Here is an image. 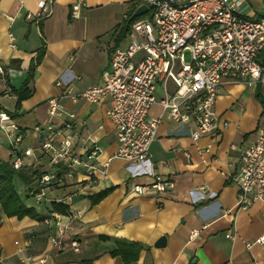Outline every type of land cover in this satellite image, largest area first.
Here are the masks:
<instances>
[{
    "label": "crops",
    "instance_id": "obj_1",
    "mask_svg": "<svg viewBox=\"0 0 264 264\" xmlns=\"http://www.w3.org/2000/svg\"><path fill=\"white\" fill-rule=\"evenodd\" d=\"M38 1L0 0L4 70L0 109L21 132L20 149L32 150L14 175L13 185L25 207L39 215L38 219H17L6 217L0 209V264H21L27 257L43 255L45 264H126L110 253L119 241L141 246L137 259L128 264H264V242H255L264 235V197L248 209L237 208L238 190L230 179L240 165L239 148L253 139L263 114L264 88L225 79L214 108L226 127L193 140L192 123L179 125L162 118L148 159H112L117 141L108 116L110 98L93 104L73 102L66 90L78 93L98 84L112 51L127 43L130 27L119 42L118 28L127 20L146 16V11L129 20L140 0H51L49 14L37 18ZM78 2L79 17L74 18L71 6ZM240 2L242 16L264 18V0ZM41 47L42 58L27 85L31 95L16 110L12 90L25 83L30 62ZM173 88L168 82L167 91L172 93ZM155 96H163L161 82ZM53 97L63 106L59 117H49L47 112V100ZM160 114L161 107L155 103L149 117ZM63 123H70V128L55 134ZM49 124L52 131L46 129ZM65 136L72 137L80 157L85 148L97 144L98 161L108 162L106 174L91 176L68 162L51 164L50 151L41 146L46 141L57 146ZM0 159L10 162L7 133L1 129ZM50 173H57L62 181H54L36 204L32 194L41 176ZM156 177L171 182L173 189L150 188ZM135 185L147 189L137 194ZM104 190H109L106 196L91 204V196ZM66 210L73 214L66 242L76 239L77 252L68 244L52 248L49 239L54 226L42 222L49 213ZM227 233L232 237H226ZM161 237L165 244L156 245Z\"/></svg>",
    "mask_w": 264,
    "mask_h": 264
},
{
    "label": "built area",
    "instance_id": "obj_2",
    "mask_svg": "<svg viewBox=\"0 0 264 264\" xmlns=\"http://www.w3.org/2000/svg\"><path fill=\"white\" fill-rule=\"evenodd\" d=\"M140 2L147 6L146 16L131 23L126 45L112 51L101 81L78 93L66 90L73 102L83 100L93 104L110 98L108 116L117 141L112 159L130 162L148 159L162 118L179 125L192 123L193 140L215 133L221 125L226 127L227 122L216 115L214 108L223 80H240L248 86L264 88V65L260 62V53L264 50V18L242 16L240 0ZM80 6V2L71 6L72 17H79ZM38 7L37 18L48 15L51 0H39ZM10 40L13 46L12 36ZM185 52L189 53L188 62ZM3 76L0 65V79ZM158 82L163 89L159 99L155 96ZM168 82L174 85L172 93L167 91ZM155 103L160 105L161 114L150 118L149 110ZM47 112L49 117L62 114L63 106L57 98L47 100ZM10 121V115L0 109V129L7 133L10 164L18 170L32 150L20 149L21 132ZM69 128L70 123H63L54 132L58 135ZM46 129L52 131L51 125ZM72 145V137L65 136L57 146L46 141L41 147L50 151L53 165L68 162L73 167H82L91 176L96 172L106 174L108 162L98 161L101 150L97 144L85 148L82 157L74 152ZM239 155V168L230 179L238 190L237 208L248 209L264 197V111L253 139L239 148ZM54 181H62L57 173L41 176L32 194L36 204L45 198L46 190ZM150 188L166 192L173 189V184L156 177ZM146 189V186L135 185L133 191L143 194ZM72 219L69 210L43 217L42 222L55 229L49 239L52 248L60 249L68 244L73 251L79 250L80 243L76 239L66 242L65 238ZM194 235L192 231L190 237ZM226 237L232 234L227 233ZM255 242H264V235ZM46 260L44 255L27 257L21 264H45Z\"/></svg>",
    "mask_w": 264,
    "mask_h": 264
},
{
    "label": "trees",
    "instance_id": "obj_3",
    "mask_svg": "<svg viewBox=\"0 0 264 264\" xmlns=\"http://www.w3.org/2000/svg\"><path fill=\"white\" fill-rule=\"evenodd\" d=\"M135 5H132L130 8L131 11L134 9ZM133 21H125L123 25L118 28V32L116 34L117 42L121 41L126 33L129 30V27ZM43 48L38 50L35 58H33L30 62V67L28 68V78L25 80V83L17 90H12V92L16 95V110L19 109L20 102L26 99L30 94V90L27 88L29 81L32 80L35 68L37 64L40 62L43 55ZM260 62L264 65V50L260 53ZM17 170H15L10 162L3 161L0 159V209L1 212L6 217H16L17 219H21L23 217H29L31 219H38L39 215L32 209L27 208L22 203V200L19 198L14 185H13V177L16 175ZM109 190H104L97 193L94 196H91V204L97 203L100 201ZM141 246L135 243H127V242H116L115 247L110 251L113 256H120L126 264L135 261L138 257L139 250Z\"/></svg>",
    "mask_w": 264,
    "mask_h": 264
},
{
    "label": "water",
    "instance_id": "obj_4",
    "mask_svg": "<svg viewBox=\"0 0 264 264\" xmlns=\"http://www.w3.org/2000/svg\"><path fill=\"white\" fill-rule=\"evenodd\" d=\"M147 10V6H145V4H141L139 5L132 13V15L130 16L129 20L134 19L135 17L140 16L142 13H144ZM165 244V240L163 237L159 238L158 242L156 243V245H163Z\"/></svg>",
    "mask_w": 264,
    "mask_h": 264
},
{
    "label": "rangeland",
    "instance_id": "obj_5",
    "mask_svg": "<svg viewBox=\"0 0 264 264\" xmlns=\"http://www.w3.org/2000/svg\"><path fill=\"white\" fill-rule=\"evenodd\" d=\"M184 55H185V60L188 62V61H189V60H188V59H189V53H188V52H185Z\"/></svg>",
    "mask_w": 264,
    "mask_h": 264
}]
</instances>
